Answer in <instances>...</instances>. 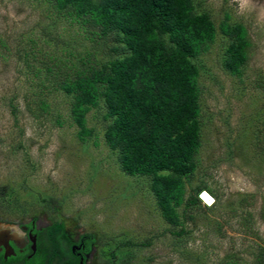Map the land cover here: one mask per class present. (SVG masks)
I'll return each instance as SVG.
<instances>
[{"label":"rangeland","instance_id":"374dc122","mask_svg":"<svg viewBox=\"0 0 264 264\" xmlns=\"http://www.w3.org/2000/svg\"><path fill=\"white\" fill-rule=\"evenodd\" d=\"M197 2L218 24L243 23L252 46L240 77L223 68L228 40L222 34L202 55V145L186 189L204 183L215 202L203 201L193 219H183L187 234L174 236L151 177L129 175L106 144L102 113L89 112L96 132L80 137L66 94L38 85L32 65L49 63L50 56L77 64L94 46L87 32L48 0H0V226L63 221L74 238L94 236L93 264L106 261L105 245L124 238L154 241L127 247L133 256L125 254L121 264H258L264 256V0ZM45 30L63 41H48ZM18 202L29 205L27 215Z\"/></svg>","mask_w":264,"mask_h":264},{"label":"trees","instance_id":"16d2710c","mask_svg":"<svg viewBox=\"0 0 264 264\" xmlns=\"http://www.w3.org/2000/svg\"><path fill=\"white\" fill-rule=\"evenodd\" d=\"M48 1L57 13L78 22L94 46L77 64L50 56L49 63L32 65L41 78L38 85L49 83L66 94L80 137L96 132L87 117L97 108L105 122V142L121 168L129 175L150 176L169 231L174 236L187 234L183 219H193L192 212L203 207L199 193L213 192L204 183L189 194L186 189L198 168L202 145L200 78L206 70L202 55L222 34L228 40L223 68L242 76L252 46L247 27L229 18L218 24L197 0ZM45 31L48 41H63ZM38 102L45 111L46 101ZM58 122L62 124L61 119ZM21 205V213L27 215L29 205ZM66 229L63 221L56 220L38 230L39 250L24 264H56L59 250L68 258L63 264H80L79 259L71 260L69 245L59 247L69 240ZM112 241L114 245H105L102 251L107 264H121L125 254L133 256L127 247H149L154 240ZM258 264H264L263 254Z\"/></svg>","mask_w":264,"mask_h":264},{"label":"flooded vegetation","instance_id":"af4514ba","mask_svg":"<svg viewBox=\"0 0 264 264\" xmlns=\"http://www.w3.org/2000/svg\"><path fill=\"white\" fill-rule=\"evenodd\" d=\"M37 219L32 218L27 223H20L19 230L13 227L0 226V264H24L27 259H32L39 250L38 230H42L47 226H40ZM50 225V224H49ZM68 232L69 240L62 241L59 247L70 246V250L74 257L71 260L79 259L80 264H93L95 261V238L92 235H77L74 238L71 231ZM32 235L37 236V249L34 251ZM94 239H93V238ZM60 252V250H59ZM56 258V264H63L68 258L59 255ZM93 255V258H92ZM100 263V262H99ZM100 264H107V260Z\"/></svg>","mask_w":264,"mask_h":264},{"label":"bare ground","instance_id":"6f19581e","mask_svg":"<svg viewBox=\"0 0 264 264\" xmlns=\"http://www.w3.org/2000/svg\"><path fill=\"white\" fill-rule=\"evenodd\" d=\"M204 198H206V200L210 203V204H213L215 202V198L213 196H211L210 193L208 192H205L203 194Z\"/></svg>","mask_w":264,"mask_h":264},{"label":"clouds","instance_id":"9594fccd","mask_svg":"<svg viewBox=\"0 0 264 264\" xmlns=\"http://www.w3.org/2000/svg\"><path fill=\"white\" fill-rule=\"evenodd\" d=\"M205 192H208L207 190H203V191H201L200 193H199V197H200V199L202 200V202L204 201L207 205H212V204H210L207 200H206V198H204V196H203V194L205 193ZM209 193V192H208ZM211 194V193H210ZM211 196H213L212 194H211ZM214 197V196H213ZM214 204V203H213Z\"/></svg>","mask_w":264,"mask_h":264},{"label":"water","instance_id":"95a60500","mask_svg":"<svg viewBox=\"0 0 264 264\" xmlns=\"http://www.w3.org/2000/svg\"><path fill=\"white\" fill-rule=\"evenodd\" d=\"M32 241H33V248L34 251L37 249L36 244H37V236L36 235H32Z\"/></svg>","mask_w":264,"mask_h":264}]
</instances>
